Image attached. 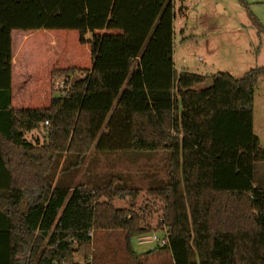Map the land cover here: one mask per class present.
<instances>
[{"label":"trees","instance_id":"obj_1","mask_svg":"<svg viewBox=\"0 0 264 264\" xmlns=\"http://www.w3.org/2000/svg\"><path fill=\"white\" fill-rule=\"evenodd\" d=\"M174 19V0H0V264H79L99 229L125 230L136 257L131 238L151 231L114 206L124 188L49 179L60 155L93 148L168 153L169 181L147 194L163 203L169 244L158 249L173 264H264L253 127L264 67L177 73Z\"/></svg>","mask_w":264,"mask_h":264},{"label":"rangeland","instance_id":"obj_2","mask_svg":"<svg viewBox=\"0 0 264 264\" xmlns=\"http://www.w3.org/2000/svg\"><path fill=\"white\" fill-rule=\"evenodd\" d=\"M244 1L248 9L240 0H174L177 73L189 71L211 76L227 72L241 78L250 69L264 66V32L258 31L250 15L264 29V0ZM219 3L224 4L225 12H220ZM254 117V131L264 147V78L259 80L255 91ZM39 134L42 135V129L27 138L35 139ZM169 165V155L162 151L99 152L93 148L83 157L73 153L60 155L49 179L58 188L83 184L94 190H103L113 181V187L125 189L122 199L114 200V206L144 217L149 230L163 237L161 229L165 227L160 221L163 203L147 193L149 188L169 181ZM254 179L256 185L264 188V162L256 164ZM131 189L137 190L133 196L127 194ZM30 203L31 196L23 201L21 209H27ZM138 236L130 241L136 256L132 257L126 248L125 230H95L89 259L77 251L74 260L79 264H173L168 249H158L156 242L140 243Z\"/></svg>","mask_w":264,"mask_h":264},{"label":"built area","instance_id":"obj_3","mask_svg":"<svg viewBox=\"0 0 264 264\" xmlns=\"http://www.w3.org/2000/svg\"><path fill=\"white\" fill-rule=\"evenodd\" d=\"M59 88H67L69 85H65L63 82L58 83ZM164 236L160 237L157 233V231H151L149 233H144L140 236H138V240L140 243H151V242H156L158 246H166L169 244V231L165 227L162 229Z\"/></svg>","mask_w":264,"mask_h":264},{"label":"crops","instance_id":"obj_4","mask_svg":"<svg viewBox=\"0 0 264 264\" xmlns=\"http://www.w3.org/2000/svg\"><path fill=\"white\" fill-rule=\"evenodd\" d=\"M175 4V3H174ZM219 10H220V12H225L226 11V8H225V6H224V4L223 3H219ZM174 52H173V61H174ZM262 67V66H261ZM264 67V66H263ZM253 117H254V115H253ZM254 122H255V117H254V119H253V127H254ZM254 133L256 134V132L254 131ZM256 136L259 138V136L256 134ZM259 140L261 141V138H259ZM261 143V142H260ZM262 146V145H261ZM263 147V146H262ZM264 148V147H263ZM257 186H259V185H257Z\"/></svg>","mask_w":264,"mask_h":264},{"label":"water","instance_id":"obj_5","mask_svg":"<svg viewBox=\"0 0 264 264\" xmlns=\"http://www.w3.org/2000/svg\"><path fill=\"white\" fill-rule=\"evenodd\" d=\"M211 86H212V80H211V78H208L206 80V82H204L203 84L199 85L197 87V89H204V88L211 87Z\"/></svg>","mask_w":264,"mask_h":264}]
</instances>
